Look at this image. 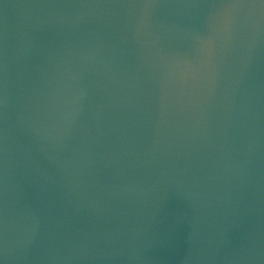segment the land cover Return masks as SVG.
<instances>
[{"label": "water", "instance_id": "1", "mask_svg": "<svg viewBox=\"0 0 264 264\" xmlns=\"http://www.w3.org/2000/svg\"><path fill=\"white\" fill-rule=\"evenodd\" d=\"M0 264H264V0H0Z\"/></svg>", "mask_w": 264, "mask_h": 264}]
</instances>
